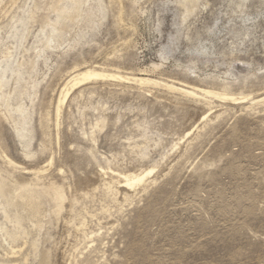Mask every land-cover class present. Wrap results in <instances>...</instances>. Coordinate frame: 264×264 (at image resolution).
Returning a JSON list of instances; mask_svg holds the SVG:
<instances>
[{
	"label": "rangeland",
	"instance_id": "obj_1",
	"mask_svg": "<svg viewBox=\"0 0 264 264\" xmlns=\"http://www.w3.org/2000/svg\"><path fill=\"white\" fill-rule=\"evenodd\" d=\"M85 71L102 76L73 86ZM252 84L264 0H0V264H264ZM173 104L205 115L180 129ZM86 155L73 191L66 173ZM108 160L157 172L129 191L100 172Z\"/></svg>",
	"mask_w": 264,
	"mask_h": 264
},
{
	"label": "bare ground",
	"instance_id": "obj_2",
	"mask_svg": "<svg viewBox=\"0 0 264 264\" xmlns=\"http://www.w3.org/2000/svg\"><path fill=\"white\" fill-rule=\"evenodd\" d=\"M102 76L101 74H98V73H95L94 71H85V72H82L78 75V77H80V79H75L74 80V84L72 83L73 86H82V82H84L85 80L87 79H90L92 77H100ZM105 76V75H104ZM110 77L112 78H117L115 77V75H111ZM76 78V77H75ZM120 78V77H119ZM131 81H133V83L135 84H139V85H148V84H152L154 82H152L151 80H148L147 78L144 79V78H132V79H129ZM89 81V80H88ZM184 83H186V81H183ZM183 83V84H184ZM188 85H190V82L188 83ZM253 88H262L264 87V84H252ZM197 88V87H196ZM82 91V90H81ZM194 91L195 89L194 88H186L185 87V93L193 96L194 95ZM202 92V91H201ZM64 93V92H63ZM140 95L141 94H145V91H141L139 92ZM147 93V91H146ZM207 93V92H206ZM205 93V94H206ZM209 93V92H208ZM149 94V93H147ZM208 95V94H207ZM63 97L60 98V101H62L63 99H65L66 97V94L62 95ZM146 96V94L144 95ZM61 97V95L59 96ZM58 97V98H59ZM44 99V98H43ZM256 99V98H254ZM65 101V100H63ZM243 102V101H242ZM63 103V102H62ZM165 103V102H164ZM164 103L162 102H157L155 104L156 107H159V108H154V112H163L165 109H163V105ZM45 104V100H42V105ZM61 104V103H60ZM166 104V103H165ZM58 105H59V101H58ZM168 105V104H167ZM60 106V105H59ZM167 107V106H165ZM182 107V106H181ZM180 106H177V105H170L169 108H170V117H172L171 119L173 120V122H176L177 120L179 121L180 125V129H187L188 128H185L186 125L182 124L183 123V120L184 118H186L187 116H189L190 118H194L196 115H205V113H202L203 109H198L196 107L194 108H189V107H185V108H181ZM209 111V110H208ZM208 116V115H207ZM188 117V118H189ZM202 117V116H201ZM188 118L186 120H188ZM202 120V119H201ZM200 121V120H199ZM188 126V125H187ZM190 131V130H189ZM172 132V122L171 121H168L166 120L165 123H164V128H163V131L161 132L162 133V137L163 138H167ZM191 132L187 133L186 136L188 137L190 135ZM1 140V139H0ZM110 140H112V137L110 138ZM114 154V153H113ZM89 155V154H88ZM88 155L86 156H82L81 158H79V164L74 168L73 172L71 174H67L66 173V178L67 180L69 181V184L68 186L70 187V189L72 188L73 191H77V183H76V180L79 178L80 174H85V177H88V174L87 172L85 171L86 168L85 166L83 165V163L87 160L88 158ZM114 156L116 157V155L114 154ZM111 157L110 159L112 158H115V157ZM73 158H70L69 159V163L71 162L72 163V160ZM74 161V159H73ZM114 161V160H113ZM113 161H109L108 160V164L107 166L105 167V169L102 168V170H100V172L107 176L109 179H110V182L113 183V184H116L118 186V188H123L125 190H132L134 188H136V186H139L141 183H144L145 181H148L149 180V177H151L153 174H156L157 170L156 171H153L150 168H136V169H131V170H128V171H124V172H118L116 171L113 167H112V162ZM75 164V163H74ZM77 164V163H76ZM73 165V164H72ZM161 165V164H160ZM159 165V166H160ZM74 166V165H73ZM148 167V166H147ZM162 167V165H161ZM70 173V172H69ZM60 174H63L62 172ZM64 177V176H63ZM69 190V189H68ZM33 196V195H32ZM31 195H20L18 197V199L20 200V203H21V207L24 209L25 213L28 214V217L31 218V219H36L37 216L39 215V204L38 202L35 200L34 197H32ZM37 225V224H36ZM45 254V252H44ZM47 255V254H46ZM56 255V254H55ZM13 257V256H12ZM47 259V258H46ZM55 259V256L54 258ZM62 259V258H61ZM48 261V260H47ZM49 262V261H48ZM59 262V260H58ZM60 263V262H59ZM7 264H17V263H7ZM52 264V263H51Z\"/></svg>",
	"mask_w": 264,
	"mask_h": 264
}]
</instances>
